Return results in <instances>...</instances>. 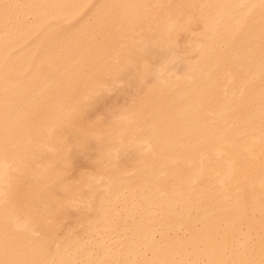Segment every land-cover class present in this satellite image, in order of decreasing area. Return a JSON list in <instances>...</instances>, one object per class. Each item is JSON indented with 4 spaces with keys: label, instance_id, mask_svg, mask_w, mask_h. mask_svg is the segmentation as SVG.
Listing matches in <instances>:
<instances>
[{
    "label": "bare ground",
    "instance_id": "obj_1",
    "mask_svg": "<svg viewBox=\"0 0 264 264\" xmlns=\"http://www.w3.org/2000/svg\"><path fill=\"white\" fill-rule=\"evenodd\" d=\"M0 264H264V0H0Z\"/></svg>",
    "mask_w": 264,
    "mask_h": 264
}]
</instances>
